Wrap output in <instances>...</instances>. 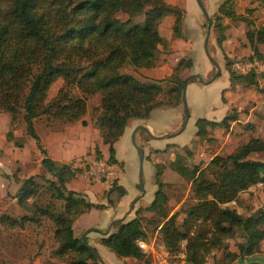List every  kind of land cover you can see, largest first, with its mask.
Segmentation results:
<instances>
[{
	"label": "trees",
	"instance_id": "16d2710c",
	"mask_svg": "<svg viewBox=\"0 0 264 264\" xmlns=\"http://www.w3.org/2000/svg\"><path fill=\"white\" fill-rule=\"evenodd\" d=\"M256 1L264 4V0ZM217 13L228 19L245 21L249 27L244 36L252 51L247 58L264 62V50L260 52L257 48L258 44L264 47V25L255 27L246 18L238 16L232 0H223ZM166 14L174 15L172 33L180 37L182 9L164 0H0V110L9 114L10 123L22 113L25 133L34 139L41 153L42 170L53 178L45 179L51 196L64 202L63 210L49 213L45 208L37 210L47 214L56 226L53 232L58 243L56 253H76L77 258L69 264H87L85 259L94 258L85 240L80 242L73 235L72 221L85 211L103 209L105 205L89 202L83 195L66 188V183L81 170L71 162L57 163L47 156L34 131L33 120L40 116L62 122L78 120L84 113L85 103L82 97L71 95V89L97 93L99 110L93 124L101 143L106 145L108 163L115 162L113 144L129 120L147 118L153 108L170 105L172 97L180 100L185 78L179 73L191 66L189 58H180L171 73L160 79L141 81L122 71L124 66H130L132 70L156 66L158 45L164 43L157 25ZM225 70L229 86L234 83L256 86L257 77L264 82V72L255 75L253 71L236 74L228 68ZM58 78L62 85L55 96L45 101L49 85ZM192 79L195 78L186 83ZM162 82L171 83L176 90L165 88ZM258 90L264 93V86ZM158 95H166L167 100H158ZM235 119L233 111L219 122L197 118L195 134L203 135L206 126ZM6 135L10 137L11 134ZM93 152L96 157L101 156L97 146ZM256 152L264 154V137L251 138L227 155L228 166H214L212 178H207L196 166L186 167L179 156H175L169 168L191 181L195 201L180 225L175 224L174 214L167 217L164 213L166 196L160 189L159 172L155 173L157 189L145 210L153 211L161 218L158 232L166 251L177 252L180 242L184 241L180 254L185 263L203 264L211 245L207 243L202 226L207 225L212 233L226 237L232 233L224 228L225 224L237 229L243 239L237 244L236 252L225 254L229 255L230 261L251 257L259 250V243L264 239V209L242 217L234 209L224 206L240 191L264 180V160L247 158ZM42 175L37 173L22 180L13 195L18 205L29 207L27 200L37 192L35 179H42ZM112 190L119 196L124 194L116 184L108 191ZM109 204L112 202L108 201ZM8 223L14 225L17 221L11 219ZM113 226L114 231L100 237V243L117 257L142 258L145 254L135 243L137 239L146 238L139 218L118 220ZM245 264H264V257L249 258Z\"/></svg>",
	"mask_w": 264,
	"mask_h": 264
},
{
	"label": "rangeland",
	"instance_id": "374dc122",
	"mask_svg": "<svg viewBox=\"0 0 264 264\" xmlns=\"http://www.w3.org/2000/svg\"><path fill=\"white\" fill-rule=\"evenodd\" d=\"M172 1L175 0H165L167 4ZM200 1L211 22L207 49L219 66L217 72L219 74L207 84H201L196 79L187 82L184 95L188 117L184 129L177 135L164 140L158 139V136L163 134H159V132L164 130L167 131L165 133L175 132L182 124V104L180 100L173 97L170 98V105L153 108L147 118L131 119L127 122L122 135L115 143L116 157L121 161H118L114 156L115 162L111 163L107 161V153L104 149L106 145L101 143L98 130L93 124L94 117L99 110L100 97L97 93L82 92L77 88L71 89V95L82 97L85 103L84 113L78 120L62 122L46 116H40L33 120L36 134L47 129L55 135L42 138V142L47 147L46 150L39 139L46 154L49 151L54 158L68 159L67 157L77 155L84 150L81 156L69 161L81 172H78L74 178L67 182L66 188H73L72 190L77 192L83 183H95L86 191L87 198L83 196L84 199L93 203L106 204L111 201L112 205H115L120 196L114 190H108L113 184L117 185L116 180L119 179L125 194L116 211L122 209V206L127 202L129 206L136 198L132 209L122 220L125 221L129 216L139 218L146 235V241L150 242L157 252L162 247L158 232L161 218L157 213L145 210L157 189V185L154 183L155 173L159 172L158 178L162 183L160 189L166 196L163 206L164 213L167 217L174 214L175 224L180 225L186 216L187 209L195 201L191 191V181L179 176L169 168V163L174 160L175 156H179L186 167L196 166L207 178H212L211 172L214 166H228L225 158L227 155L233 153L251 138L264 137V93L258 90L264 86L263 80L257 77L255 79L256 86L241 83L229 86L225 70L228 68L236 74H241L237 73L238 71L232 64L244 61L250 54L248 42L244 36L249 26L241 19H228L220 16L217 13V7L223 0ZM254 1H246L244 4L243 0H232L233 10L238 16L246 18L250 22L255 21L252 23L253 26H258L264 24V12H259L254 18L253 12L256 10V7H252ZM184 3L185 8L182 7ZM180 4H182L179 6L182 9V14L178 29L179 33L181 32L183 35V40L180 42L190 47L186 51L177 53H181L180 56L186 55L184 58H189L191 66L182 70L179 75L186 78L189 74L197 72L199 73L197 75L207 80L213 77L215 69L203 50L206 25L203 14L195 0H183ZM168 16L170 17L169 14H166L162 19ZM167 20L168 18L165 21L167 22ZM224 20L227 21L226 25H223ZM235 21L237 23H234ZM228 24H232L233 27L226 34L224 28L229 27ZM158 32L160 33L159 26ZM173 36L176 37L174 34ZM162 40L164 43L156 52V65L160 63L165 54L170 53L168 43L164 39ZM180 56L175 53L170 54L167 66L172 63L174 58L178 57L177 60H179ZM206 68L209 69L207 74L208 69L206 70ZM170 69H172L171 66ZM143 70L144 68L132 70L130 66L122 68L123 72L130 73L141 81H146L142 80ZM61 85V79L53 81L46 91L45 101H49L55 96ZM161 85L176 90V87L171 83L162 82ZM166 98V95L157 96L158 100L165 101ZM232 111L236 114L235 120L216 124L213 127L206 126L205 134H195L194 123L197 118L219 122L225 114H230ZM21 116L20 112L14 123H10L9 114L0 110V219H2L0 220V264H69L77 258L76 253L74 251H68L63 255L56 253L58 243L53 235L56 226L47 214L43 215L39 211L44 208L48 213L63 210L64 202L51 196V190L48 189L45 179L53 178L44 171L42 172L39 162L41 153L36 147L34 139L25 133V125ZM136 126H145L150 134L155 136L151 137L142 130H137L134 134L135 144L140 146L143 151L142 194L139 193L137 184L138 152L131 142V132ZM8 132L11 134L10 137L6 135ZM58 138L61 139L64 146L60 151L56 144ZM94 146L100 150L101 156H95ZM247 158L264 160V154L262 152L250 153ZM114 165H118L122 173L116 177H114L112 169ZM37 173L43 174V177L35 179L38 183L37 192L27 200L29 207L24 208L18 205L13 195L24 178ZM102 182L107 184H105L107 189H98L101 185L98 183ZM77 193L82 195L80 192ZM224 206L234 209L242 217L253 214L258 209H264V180L240 191L232 201L225 203ZM88 211L82 213L81 217H79L80 215L76 216L72 221L73 235L79 238L85 233L82 240H85L88 246L96 250L105 264H119L120 258L98 242L110 224L109 222L107 225H102L103 219L107 218L105 212L95 208L86 213ZM112 212L113 210L108 211V213ZM22 217L27 219L22 220ZM78 217L81 221L74 223ZM11 219H15L17 223L10 225L8 222ZM113 225H110L107 233L113 230ZM202 228L205 231L208 245L212 246H210L203 264H245L249 258L263 259L264 257L263 239L259 243V250L254 255L230 261L229 255L225 254L236 252L237 244L243 241L239 231L225 224L224 228L230 229L232 234L223 237L220 234L212 233L207 225ZM212 234L214 237L212 239L216 240L210 239ZM183 248L184 241H181L179 250L169 253L174 256V261L180 260L178 255L183 252ZM85 261L87 264H99L95 258L85 259ZM123 264H153V262L150 255H144L132 263Z\"/></svg>",
	"mask_w": 264,
	"mask_h": 264
},
{
	"label": "crops",
	"instance_id": "0c3cea01",
	"mask_svg": "<svg viewBox=\"0 0 264 264\" xmlns=\"http://www.w3.org/2000/svg\"><path fill=\"white\" fill-rule=\"evenodd\" d=\"M165 1V0H164ZM245 1V2H244ZM246 1L247 2H249L250 0H243V2H244V4L246 3ZM183 2V0H175V1H172V2H168V4H170V5H175V6H181L182 4H180V3H182ZM185 6V3L183 4V6L182 7H184ZM252 7H256V10H254V18L256 17V14H258L259 12H264V4H260L258 1H254V3H253V5H252ZM185 8V7H184ZM184 11H185V9H184ZM170 15V17L168 16V17H166V18H164V19H162V20H159V23H158V25H157V31H158V26H159V28H160V33L158 32V34H159V36L162 38V39H164L167 43H168V50H169V54H165L164 55V58L162 59V60H160V63H158L156 66H154V67H152V68H149V69H144L143 71V78H142V80H147V79H159V78H163V77H165V76H167L170 72H171V69H170V66H171V68L173 67V65L178 61L177 60V58H174L173 60H172V63L171 64H169L168 66H167V62H168V56L170 55V54H173V53H175L176 55L178 54V56H180V54L181 53H177V52H182V51H186V49L187 48H189L190 46L189 45H186L185 46V43H182V42H180V41H182L183 40V35H182V33L180 32V37H178V36H176V37H174L173 36V34H172V25H173V23H174V16L173 15H171V14H169ZM163 17V16H162ZM168 18V20H167V22L165 21L166 19ZM171 20H172V22H171ZM253 22H255V21H253ZM252 22V23H253ZM226 23H227V21L226 20H224L223 21V25H226ZM234 23H237L236 21L234 22ZM262 25H264V24H262ZM228 26L229 27H225L224 28V33H226V34H228V32L230 31V29L233 27L232 26V24H228ZM258 26H260V25H258ZM255 27H257V26H255ZM234 29V28H233ZM247 30V29H246ZM162 33H163V35H162ZM161 34V35H160ZM249 46V45H248ZM158 48H160V45H158ZM257 48H258V50L260 51V52H262L263 50H264V47H263V45H260V44H258L257 45ZM249 49H250V47H249ZM250 54H248V57L250 56V55H252V51H251V49H250V52H249ZM186 55H184V56H180L179 57V59L180 58H184ZM193 64H194V61H193ZM208 68H206V70H207ZM209 72V69L206 71V74ZM195 74H199V73H195ZM229 83V82H228ZM202 84V83H201ZM186 85H187V83H186ZM226 89V88H225ZM224 90V89H223ZM125 129V128H124ZM165 132H167V131H161V132H159V134H164ZM123 133V132H122ZM37 135H38V137H39V139L41 140V142H42V138L44 137V136H55L54 134H53V132H49L47 129H45V130H43V131H41V132H38L37 133ZM158 139H163L164 140V138H160V137H158ZM117 141V140H116ZM116 141L114 142V144H113V147H114V156H115V158L118 160V161H121V160H119L117 157H116V145H115V143H116ZM56 144L58 145V149H59V151L60 150H62V148H64V146H63V144H62V141H61V139L60 138H58V139H56ZM42 146L44 147V149L46 150V146L44 145V143L42 142ZM105 146V145H104ZM95 147V146H94ZM94 147H93V149H94ZM104 149H106V146L104 147ZM84 152V150H82L80 153H77V155H72V156H69V157H67L68 159H61L60 157H57V158H54L52 155H50V153H49V151H47V156H49L53 161H55V162H64V163H68L71 159H73V158H76V157H79V156H81L82 155V153ZM106 153H107V149H106ZM105 156V155H104ZM41 158V157H40ZM40 158H39V162H40ZM112 169H113V173L115 174V176L114 177H116L118 174H122L121 173V171H120V169L118 168V165H114L113 167H112ZM42 172H43V170H42ZM116 183H117V185H120L121 186V184H120V182H119V179L118 180H116ZM67 184V183H66ZM95 184V183H94ZM94 184H92V183H90V182H87V183H83L82 184V186H81V188H79L78 189V191L77 192H80V193H82V195L84 196V197H86L87 198V194H86V191L87 190H89L90 189V187L92 186V185H94ZM98 184H101L100 185V187L98 188V189H102V190H104V189H107V184L105 183V182H102V183H98ZM106 184V185H105ZM106 186V187H105ZM121 188H122V190L124 191V194H125V190H124V188L121 186ZM69 189H71V188H69ZM73 189V188H72ZM123 194V195H124ZM123 195H121L120 196V198H119V200L115 203V205H108V204H106V203H99V204H103V205H105V207L102 209V212H105V214H106V216H107V218L106 219H103V222H102V225H107L109 222H111L112 220H114V219H117V218H120V217H122L125 213H126V211H127V206H128V202L127 203H125L123 206H122V209H120L119 211H116L117 210V208H118V205L120 204V202H121V198H122V196ZM89 201V200H88ZM89 202H91V201H89ZM93 203V202H92ZM125 208H126V210H125ZM94 210V209H93ZM110 210H113V212L112 213H108V211H110ZM91 211V209L88 211V212H86V213H89ZM124 211V212H123ZM83 215V214H82ZM81 214H80V216L79 217H81L82 216ZM77 218L75 221H74V223H77V222H79V221H81L80 220V218ZM131 218H133V217H127L126 218V220H128V219H131ZM125 220V221H126ZM114 224V223H113ZM72 227V226H71ZM114 231V226H113V230L112 231H110L109 233H111V232H113ZM109 233H103V235L102 236H100V237H106ZM143 240H145L146 241V239H143ZM99 243H100V241H98ZM147 242V241H146ZM148 243V242H147ZM101 244V243H100ZM148 244H150V245H152L150 242L148 243ZM161 249H164L163 248V246L162 247H160V250ZM146 256H147V254H145ZM120 258V259H119ZM118 259V262H119V264H123V263H132V261H135V259L134 258H131V257H119Z\"/></svg>",
	"mask_w": 264,
	"mask_h": 264
},
{
	"label": "water",
	"instance_id": "95a60500",
	"mask_svg": "<svg viewBox=\"0 0 264 264\" xmlns=\"http://www.w3.org/2000/svg\"><path fill=\"white\" fill-rule=\"evenodd\" d=\"M196 1V4L198 6V8L200 9V11L202 12L203 14V17H204V20H205V34H204V38H203V50H204V54L206 55V57L208 58V60L210 61V63L214 66V69H215V73L213 75L212 78H209L207 80H204L200 75H197V74H189L186 78H185V81L183 83V86L181 87V91H180V101H181V104H182V109H183V120H182V124L180 126V128L175 131V132H172V133H164L158 137L160 138H170V137H173L175 135H177L181 130L184 129V126H185V123H186V120H187V117H188V113H187V107H186V102H185V95H184V92H185V86H186V80L187 79H190V78H195L197 81H199L200 83L202 84H207L208 82H210L211 80H213V78L216 76L217 72L219 71V66L217 64V62L212 58V56L209 54L208 52V49H207V40H208V37H209V26L211 24L210 20H209V16L203 6V4L201 3L200 0H195ZM137 130H142L144 131L145 133H147L149 136L151 137H155V136H152L149 132V130L145 127V126H136L133 128L132 132H131V142L133 144V146L135 147V149L137 150L138 152V164H139V167H138V191L140 194H142V191H143V181H142V160H143V151H142V148L138 145L135 144L134 142V134ZM136 198H134L132 200V202L129 204L128 206V209L126 211V213L120 217V218H117V219H114L110 222V224L107 226V228L104 230L103 233H107L108 232V229L110 227L111 224L117 222L118 220H122L124 218V216L132 209L133 207V204L135 202ZM85 234V233H84ZM83 234V235H84ZM81 235L78 240L81 242L82 241V236ZM87 249L89 250V252L91 253V255L99 262V264H105L102 260V258L99 256V254L96 252V250L88 245H86Z\"/></svg>",
	"mask_w": 264,
	"mask_h": 264
},
{
	"label": "built area",
	"instance_id": "2783aa9c",
	"mask_svg": "<svg viewBox=\"0 0 264 264\" xmlns=\"http://www.w3.org/2000/svg\"><path fill=\"white\" fill-rule=\"evenodd\" d=\"M232 65L234 69L238 71L237 73L241 74L253 71V73L257 75L264 72V62L257 60L256 58H246L244 61L234 62ZM135 243L144 254L151 256L153 264H187L182 259V254L178 255L180 260L174 261V256H171L165 249H161L157 252L153 249L152 245L148 244L143 239H137Z\"/></svg>",
	"mask_w": 264,
	"mask_h": 264
}]
</instances>
